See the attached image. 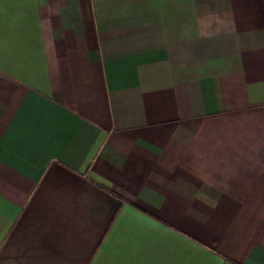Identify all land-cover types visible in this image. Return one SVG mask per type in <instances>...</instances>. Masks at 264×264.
<instances>
[{
	"label": "crops",
	"instance_id": "crops-1",
	"mask_svg": "<svg viewBox=\"0 0 264 264\" xmlns=\"http://www.w3.org/2000/svg\"><path fill=\"white\" fill-rule=\"evenodd\" d=\"M0 264H264V0H0Z\"/></svg>",
	"mask_w": 264,
	"mask_h": 264
}]
</instances>
